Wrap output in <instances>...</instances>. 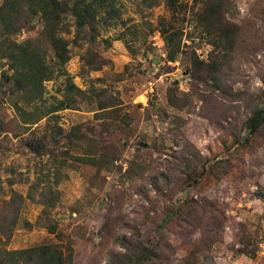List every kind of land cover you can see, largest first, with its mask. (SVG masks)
I'll return each mask as SVG.
<instances>
[{
    "label": "rangeland",
    "instance_id": "374dc122",
    "mask_svg": "<svg viewBox=\"0 0 264 264\" xmlns=\"http://www.w3.org/2000/svg\"><path fill=\"white\" fill-rule=\"evenodd\" d=\"M197 1L176 0L172 14L168 0H118L127 25L100 19L93 44L75 41L68 15L66 70L86 97L37 124L18 115L22 96L0 58V224L17 217L9 240L0 229V250L54 244L72 248L70 264H124L143 244L159 250L154 264H264V127L246 130L264 102V0H226L237 29L227 49L202 36ZM161 18L186 31L175 63ZM42 30L37 15L11 40ZM64 85L45 83L46 106ZM99 104L115 107L97 117Z\"/></svg>",
    "mask_w": 264,
    "mask_h": 264
},
{
    "label": "trees",
    "instance_id": "16d2710c",
    "mask_svg": "<svg viewBox=\"0 0 264 264\" xmlns=\"http://www.w3.org/2000/svg\"><path fill=\"white\" fill-rule=\"evenodd\" d=\"M199 1V0H198ZM197 1V2H198ZM118 0H0V58L7 59L9 70L2 74V80L13 82L21 94L24 105L16 101L14 107L22 122L26 125L37 124L48 116L57 115L65 110H77L78 98L86 97L72 78L69 76L66 65L70 61V40L65 37L71 33L67 22L68 15L75 20V41L93 44L95 39L89 36L99 32V21H121L122 16L116 4ZM176 0H168L171 13L176 11ZM202 2V1H201ZM226 0H203L206 5L197 12L198 26L201 34L206 37L210 45L226 49L231 47L237 35V29L230 25L224 14ZM39 15L43 22V30L39 39L26 40L17 43L11 40L28 27L32 17ZM197 21V20H196ZM159 33L165 43L168 61L175 63L185 46V29L169 25L164 18L159 20ZM47 48H51L55 56V63L48 62ZM85 56L92 58L89 67L93 71L101 70L105 61L99 54L88 51ZM58 77L64 78L63 98L55 106L45 105V83L54 81ZM169 102L177 107L174 96L169 94ZM32 107L33 112L27 111ZM115 106L98 105L97 117H100ZM264 127V102L257 106L246 123L249 135H254ZM81 162L95 163L94 158L80 157ZM188 166L189 164L186 163ZM16 211L15 208H12ZM17 217L10 224H0L6 241L11 238V229L16 225ZM12 223V224H11ZM160 252L139 244L131 255L127 256L124 264H154L160 259ZM73 259V250L68 247L63 250L59 245H43L23 250H0V264H70Z\"/></svg>",
    "mask_w": 264,
    "mask_h": 264
}]
</instances>
